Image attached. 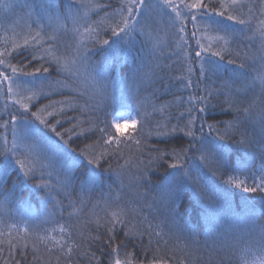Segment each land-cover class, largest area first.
<instances>
[{
    "label": "snow or ice",
    "instance_id": "snow-or-ice-1",
    "mask_svg": "<svg viewBox=\"0 0 264 264\" xmlns=\"http://www.w3.org/2000/svg\"><path fill=\"white\" fill-rule=\"evenodd\" d=\"M6 7L9 10L17 7L29 9L27 17L30 22L26 23L27 33L21 39L4 37V47L0 50V93L22 96L30 103L43 97L49 99L50 103L43 108L33 104L35 110L21 103L10 113V121L4 124V128L11 131L13 139L11 148H5L0 156L14 158L22 176L13 182L12 188L6 189L0 185V196L3 197L0 203V236L7 232L11 237L14 231L17 237L16 244L8 239L7 248L0 247V254L6 253L3 264H22L27 260L28 240L33 238L53 241L52 247L46 251L51 253L57 249L58 262L63 258L64 264H73L74 251L78 254L80 245L73 243L72 232L66 231V228H73L71 222L60 225L58 229L55 226L50 230L44 229V236L39 235L41 228L36 223V217L26 224L23 217L19 222L9 223L16 219L10 205L16 201L23 203L26 200L25 190L32 188L37 190L34 195L42 196L45 201L55 200L54 207L61 215L68 208L76 209L77 206L81 211L91 206L93 214H96V209L100 210L103 230H98L91 242L96 245V251H100V257L96 256V251L86 253L95 260V264H104L101 257L107 264H121L119 257L123 254L127 260L126 250L130 245L138 247L145 256L149 252L161 253L159 256L153 255L147 264H176L177 249L189 256L203 251L209 259L224 254L219 264H225V261L226 264H264V167L259 172L255 170V160L264 161V108L253 112L249 103L250 96L257 95L264 102V55L258 57L257 67L256 55L244 51L255 47L258 42L259 51L264 52V0H192V3L187 0H180V3L175 0H156L155 3L152 0H104L101 4H94L92 0H67V3L64 0H38L25 4L11 3ZM92 8L97 9V15L102 12L108 23L104 20H85L81 24V20L87 16L85 11L82 17L81 10ZM156 10L164 26L175 33L176 50L169 59H188L187 65H182L187 75L177 77L180 81L177 87L182 86L188 92V99L181 105L186 104L187 107L178 115L168 113L165 116L164 110L155 104L149 111L146 108L149 100L142 95L152 89L156 75L155 69L144 71L155 52L149 45L154 40L152 33L157 31V17L153 16ZM93 23L95 27H92ZM202 27L217 34L214 45H205L196 39ZM81 30L89 34L90 43L83 47L69 44L68 38L74 41ZM13 33L15 35V30ZM109 35L110 39L105 38ZM140 36L143 39L137 44V37ZM191 40L195 41V47L189 43ZM73 48L75 51L71 50ZM114 48L125 54L126 70L121 69L122 75L118 80L114 76L117 66L112 64L106 68L107 57L97 59L101 52L110 53ZM69 55L73 57L72 60L62 64L61 59ZM194 65H199L198 70ZM82 67L88 69L93 93L87 94V97V89H70L65 93L66 85L57 77L67 72L64 79L73 78L79 87L77 82ZM254 71L257 72L255 77L252 76ZM37 76L47 77V80L37 87L23 83ZM117 84L122 85L119 97L116 95ZM53 95H64L66 99L55 101L51 99ZM152 96H155V92H152ZM221 97H224L223 102ZM81 100L83 103H80ZM114 104L134 106V117L121 112L119 119L133 126L140 123L135 143L141 152L145 147L149 151L147 164L134 177L139 197L135 202L111 195V185L115 183L113 176L119 177L123 184L121 171L117 169L120 168L123 148L128 146L116 141L109 133L111 125L106 119L107 110ZM46 109H53L48 111L53 120L41 115ZM216 110L231 115L232 120L207 123L212 118L208 114ZM72 113L87 116L88 128L76 132V139H73V132L79 116ZM21 119L38 123L57 137L77 160H86L92 166L87 176L81 178L78 174L82 169L77 168L76 160L61 158L42 138L24 135L18 125ZM173 119L176 120L175 124L171 123ZM66 123L73 127H65ZM122 126V123L115 125L117 131ZM205 128L208 129L207 134ZM154 135L162 138L152 140ZM81 136L85 142L91 139L95 143L78 151L77 140ZM207 136L222 142L232 152L217 153L205 143ZM3 142L7 144V135L3 137ZM72 144H77V147H72ZM159 144L165 147H157ZM175 145H179V148ZM90 147L100 150L99 156L90 151ZM237 149L248 155L246 160L241 157L249 165L246 174H236L232 163V155ZM152 153L156 154L157 163H167L165 157H181L180 162H173L168 167L177 170L181 182L189 185L198 199L205 202L206 232L198 217L189 223L181 212L179 186H153L149 175L153 170ZM194 159H198L203 168L227 189L238 190L242 194L239 197L242 203L233 207L231 201L210 188L201 171L193 170L189 163ZM114 160L117 162L116 168H113ZM105 164L108 166L105 167ZM53 177L55 184L51 182ZM105 187H108V193H105ZM140 189L145 191L141 192ZM97 192L99 196L95 195ZM236 194V191L229 192L231 196ZM27 195L33 193L28 191ZM59 196L68 200V208L64 207V200H56ZM137 205H140L139 208ZM145 205L149 210L148 215L142 214ZM71 217L72 213L69 212L70 221ZM130 225H135L136 230L133 231ZM57 230L61 239L50 235V232ZM64 236L69 239L64 240ZM17 249H20L19 257ZM40 260L49 264L33 243L29 264H37ZM139 264L145 262L140 261ZM179 264H183V261Z\"/></svg>",
    "mask_w": 264,
    "mask_h": 264
},
{
    "label": "trees",
    "instance_id": "trees-1",
    "mask_svg": "<svg viewBox=\"0 0 264 264\" xmlns=\"http://www.w3.org/2000/svg\"><path fill=\"white\" fill-rule=\"evenodd\" d=\"M38 2V0H0V50H3L4 47V37H8L10 40L12 39H21L23 35H26L27 29L25 27L26 23H29L27 13L29 9L27 8H21L17 7L14 10H9L6 5L11 3H17V4H25V3H33ZM65 3H67V0H64ZM94 4H101L104 2V0H92ZM153 3L156 2V0H152ZM176 3H180V0H175ZM188 3H192V0H187ZM258 2V0H257ZM87 11V16L84 17V12ZM245 11H247L245 9ZM80 15L84 17V19L81 20V24L87 21H94V22H100L104 20L105 23H108L106 18L104 17L103 13L101 12L99 15H97V9L92 8L88 10H81ZM153 16L157 17V31H154L153 37L154 40L151 45H149L150 48H154L155 52L153 57L146 63L144 71L150 72L152 69H155L156 75L153 77L154 84L152 89H150L147 92H144L142 95L144 97H147L149 102L146 103V108L151 111V107L153 104L157 105L158 107L162 108L164 110L165 116H167L168 113H172L173 115H178L179 112L184 111V109L187 107L186 104H184L183 107H181L183 101H186L188 99V92H186L183 87H177V84L180 83V81L177 79V77L181 75H187V71L185 67H182V65H187L188 59L186 57H180V58H173L169 59V57L172 55V53L176 50V39H175V33L174 30L171 28H166L163 24V22L159 18V12L158 10L153 12ZM258 23V21H257ZM92 27H95V23L92 24ZM189 28H191V25H189ZM13 30H15V35L13 33ZM149 31H152L151 28L148 29ZM217 34L214 32H210L208 30H205L203 27L201 30L197 33L196 39L201 40V43L207 45L209 43L215 44V36ZM105 38H111L110 35L106 36ZM143 39L142 36L137 37V44L139 43V40ZM69 44H78L81 47L84 45H88L90 43L89 40V34L84 33L83 30H81L80 34L75 35V39L70 37L67 41ZM189 43L195 47V41L191 40ZM243 47V46H242ZM72 51H75V48L71 49ZM218 50V49H214ZM245 52L249 54H255L257 57V67H259V61L258 57L260 55H264V52L259 51V43L257 42L256 46L251 49H244ZM105 57H107V63L104 65L106 68H110L113 65L117 66V69L114 73V76L119 79V77L122 75L121 69H124V60H125V54L124 51L119 52L117 48H114L110 53H104L101 52L99 56H97L98 60H104ZM72 56L69 55L65 58L61 59L62 64H66L72 60ZM36 63V62H33ZM31 67V65H30ZM194 67L198 70L199 65H194ZM126 70V69H124ZM68 73H62L60 76L57 77L58 80L62 81L66 87L64 88V92L67 93L70 89L74 91H79L83 89H87V94L93 93V82L89 76L88 69L86 67H82L80 70V79L77 82L79 87H77V84L74 83L73 78H70L68 80H65L64 77ZM197 73H194L193 75H196ZM257 75V72H253L252 76L255 77ZM47 80V77L43 76H37L36 78L32 79H26L23 81L27 86L30 87H37L39 84L43 81ZM258 83V81H257ZM203 87V86H201ZM122 88V85L117 84L116 85V95L117 97L120 96V89ZM188 91H193L192 89H189ZM152 92H155V96H152ZM52 100L59 101L66 99V96L64 95H53L51 97ZM221 102H223L224 97L220 98ZM27 104L29 106L30 110H35L32 108V105L35 104L37 107L43 108L45 105H48L50 103L49 99L41 98L40 100H33L31 103L22 96H5L3 93H0V152H3L5 148H11L12 146V134L10 130H6L4 128V124L6 122L10 121V113H13L15 108H19L20 104ZM80 103H83V100L80 101ZM249 103L251 104L252 111L257 112L261 108H264V102H262L259 95L255 97L249 98ZM58 107V106H57ZM53 109H46L41 115L48 120H53V116L48 115V111H52ZM67 111V109H65ZM108 115L106 116L107 121L111 125L109 129V133L114 137L116 141H122L124 144L128 145L127 147L123 148L122 158L119 160L120 168L117 169L118 171H121L122 178H123V184H121V179L117 176H113V180L115 183L111 185V195L113 198L122 197L125 201H131L135 202L139 200V197L137 196V189H136V181L134 177L138 175L139 171L143 167V165L147 164L149 160V151L148 148H143V151L141 152L139 150V146L136 145L135 140L138 136V130L140 128V123H137L135 126H133L131 123H124L120 121L119 114L121 112L126 113L129 117H134L136 115V111L133 105L129 106H120L114 104L112 107L108 108ZM55 114V113H54ZM73 115H78L79 113H72ZM159 115V114H157ZM209 118L207 120V123H215L218 120H225V121H231L232 116L227 115L224 113L219 112L218 110L212 111L209 114ZM115 117V119H114ZM214 118V119H213ZM116 123H122L123 126L120 128L119 131H117L115 125ZM172 124L176 123V120L173 119L171 121ZM19 128L21 129L22 133L29 137H36V138H42L46 144L49 146L50 149L55 151L58 156L61 158H70L73 160H76V166L78 169H82L81 172L78 174L81 176V178L87 176V172L89 169H91V165L88 164L86 160L83 159H76V157L64 147V145L58 140L57 137H55L53 134L48 132L46 129H44L42 126H40L38 123H34L31 120L28 119H21L18 122ZM65 127L72 128V124H65ZM88 128L87 124V116H79V122L75 126V132H73V139H76V132L80 131H86ZM63 131V129H61ZM208 129L205 128V133L207 134ZM7 135V144L3 142V137ZM67 138V137H66ZM99 136L97 135V139ZM162 137L153 136L152 140L161 139ZM187 139V138H185ZM95 143L94 140H87L86 142L83 140V137L81 136L77 140V144L79 145L78 151L81 148H84L86 146H92ZM151 141H149V144ZM205 143L220 154H223L225 151L231 153L232 149H227L225 145H223L222 142L217 141L212 136H207ZM77 144H72V147H77ZM115 145H113L114 147ZM159 148H164L165 145L159 144L156 145ZM177 148H179V145H175ZM233 148H236V146H232ZM90 151L94 152L96 156H99L100 150L91 148ZM155 153H152L153 158V164H152V171L149 173L151 176V179L153 181V186L156 188H162L168 185H175L179 186L180 195L179 200L181 203V212L184 214L185 218L189 221V223H192L197 217L199 218L200 224L204 227V230L206 232L207 224L205 223L204 216L206 212V204L204 201L199 200L195 191L187 184H184L181 182V178L179 174L177 173V170L170 169L168 167L169 164L173 162H180L181 157L178 155L175 159L171 157H165V160L167 163H164L163 161H160L159 163L155 160ZM241 157H244L245 160L248 159V155L246 153H243L242 150L237 149L236 153L232 155V163L234 164L237 172L236 174H246L247 168L249 167L248 164L245 163V160H242ZM103 162V161H102ZM227 162V160H226ZM189 163L192 165L193 170H200L201 175L204 176L205 181L209 185L210 188H212L215 192H217L222 198H226L228 201L232 202V206L236 207L237 203H242L240 201L239 197L242 195L239 193L238 190H231L227 189L225 185H223L216 177L212 176L211 173H208L206 169L203 168L201 162L198 159H194L189 161ZM163 166H160V165ZM108 165L105 164V167ZM117 167V162L113 161V168ZM264 167V161H261L260 159L255 160V170L257 172L260 171V169ZM107 175V173L105 174ZM22 176V173L19 172L18 167L15 164L14 158L9 157H3L0 156V185H2L4 188H12L13 182L17 180L18 177ZM4 179L7 180L6 183H4ZM53 184H55V177L52 178L51 181ZM30 191L33 193V195H27V192ZM37 190L32 189H26L25 195L26 200L21 203L19 201L13 202L10 205V210L13 214V216L16 218L15 220L9 221V223H15L19 222L21 217H23V222L26 224L29 222V220L33 217L38 218L36 220V223L40 225L41 231L39 232L40 236H44L45 232L44 229H52L54 226L58 229L60 225H66L69 222L73 224V228L67 229L66 231L72 232L71 241L73 243H77L80 245L78 249V254L76 251H74L72 255V261L73 264H95V260L90 259L86 253L91 251H96V245L91 243L93 238L97 236L98 230L102 231V225L103 220L101 219L102 213L99 209H96V214H93V211L91 210V206H89V209L86 211H81L79 207L77 206L76 209L68 208V200L64 199L63 196L56 197V200H64V207L68 208L67 211H64L61 215L58 211L57 207H54L55 200L52 202H47L43 199L42 196H36L34 195ZM109 189L108 187H105V193H108ZM141 192L145 191L144 189H140ZM236 191L235 196L229 195V192ZM155 192L152 193L153 196H155ZM96 196H99L100 193L97 192L95 194ZM243 195H249V194H243ZM73 200H75V196H73ZM3 197L0 196V203H2ZM140 204H143V201H140ZM140 205H137L139 208ZM186 210V211H185ZM259 207L257 208V214H259ZM69 212L72 213L71 221L69 220ZM148 208L145 205L143 215H148ZM134 215V213H133ZM151 219V217H150ZM99 221V224L97 223ZM155 226V221L153 222ZM2 228V226H0ZM130 228L135 231L136 227L135 225H130ZM50 235L55 237L56 239H61V234L59 231L50 232ZM8 239H11L13 244H16L17 237L16 233L13 231L12 236L9 237L7 232H4L3 236H0V240L3 241V244L0 245V247L7 248V241ZM64 240H68L69 238L67 236L63 237ZM103 239V237H102ZM147 243V241H145ZM33 243L36 244L37 248L39 249V254L44 257L49 264H64L63 258L58 262L57 256L59 255V252L57 249H53L51 253L47 252V248L52 247L53 241L49 240H36L35 238L28 240V259L22 261V264H29L31 261V252H32V246ZM119 243V241H117ZM171 247V246H169ZM127 260H125V257L123 254L119 257L121 260V264H139L140 261H144L145 264H147L148 260H151L153 255L159 256L161 253L159 252H149L147 256H145L142 252H140L138 247H132L131 245L127 248ZM17 257L20 255V249L16 250ZM169 255H172L171 252L168 253ZM217 255L213 256L211 259L208 258V255L206 252H194L191 256H189L187 253L180 251L179 249L176 250V264H179V262L182 260L183 264H219V261L221 260L222 256ZM96 256L100 257V251H96ZM6 257V253L0 254V264H3V259ZM101 260L104 261V264H107L106 260H104L103 257H101ZM37 264H44V260H40L37 262ZM226 264V261H225Z\"/></svg>",
    "mask_w": 264,
    "mask_h": 264
}]
</instances>
